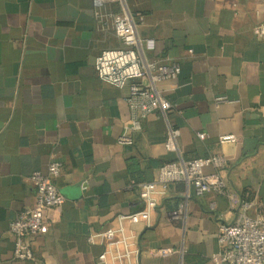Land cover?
Listing matches in <instances>:
<instances>
[{"label":"crops","instance_id":"0c3cea01","mask_svg":"<svg viewBox=\"0 0 264 264\" xmlns=\"http://www.w3.org/2000/svg\"><path fill=\"white\" fill-rule=\"evenodd\" d=\"M127 4L143 17L137 35L155 42L142 56L180 72L157 84L171 110L150 113L132 144L120 145L132 117L129 85L102 82L93 66L120 46L109 19L97 18L120 14V5L0 0V264H215L217 227L238 218L240 201L251 203L248 217L264 219V0ZM170 128L173 150L165 147ZM207 155L226 158L219 171L232 200L196 195L184 182L152 204L141 199L140 184L163 163ZM52 159L61 163L53 182L64 201L44 211L33 258L15 260L8 222L33 204L29 176ZM135 212V221L118 219ZM118 227L116 244L90 239ZM162 247L172 252L161 257Z\"/></svg>","mask_w":264,"mask_h":264},{"label":"built area","instance_id":"2783aa9c","mask_svg":"<svg viewBox=\"0 0 264 264\" xmlns=\"http://www.w3.org/2000/svg\"><path fill=\"white\" fill-rule=\"evenodd\" d=\"M106 2H117L121 7L120 14L99 15L97 18L109 19V26L118 37V48L101 51L94 59L96 76L104 83L115 87L129 85L127 102L132 117L117 137L120 145H130L133 142L132 133L141 129V120L150 113L158 110L166 114L172 105L166 101L157 90V84L175 79L180 67L177 63H160L156 60H146L141 51L152 50L154 40L141 38L137 35V26L143 17L140 13H131L128 0H95L97 5ZM258 28H262L261 26ZM177 130L170 128L165 140L168 150L175 149ZM203 138V133H198ZM233 135H221L219 141H234ZM226 158L222 155H207L200 158L179 159L163 163L154 181L140 184V197L144 203L152 204L154 196L165 193L169 184L184 182L192 187L196 195L214 191L219 195H226L232 200L227 191L225 180L220 169L226 165ZM211 166L212 173H204L203 168ZM61 163L52 159L47 164L45 173L33 171L29 180L34 187L33 204L21 209L8 222V231L13 239L12 257L15 260H31L33 252L30 240L43 230L44 211L51 207L60 206L63 195L54 185V178L60 172ZM249 201H240L241 214L232 222L221 223L217 227L216 240L219 245L217 253L212 255L215 264H264V219L250 218L245 214L250 207ZM142 212L120 216L118 219L135 221ZM121 227L105 230L90 235V239L97 238L104 244H116ZM172 252L169 247H162L158 254L166 257Z\"/></svg>","mask_w":264,"mask_h":264}]
</instances>
